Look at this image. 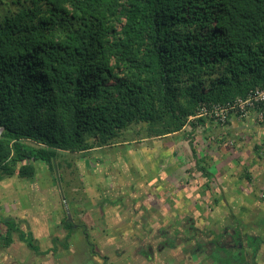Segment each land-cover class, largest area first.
<instances>
[{
    "label": "trees",
    "instance_id": "obj_1",
    "mask_svg": "<svg viewBox=\"0 0 264 264\" xmlns=\"http://www.w3.org/2000/svg\"><path fill=\"white\" fill-rule=\"evenodd\" d=\"M12 5L18 11L0 9V183L32 181L37 163L53 170L64 152L130 142L132 134L179 133L203 103L227 104L264 87V0ZM197 165L207 172L201 160ZM0 224L4 248L16 234L37 256L67 251L78 231L67 217L66 235L43 251L24 220L0 217ZM235 229L232 256L218 261L256 264L261 237H247L249 259L241 227Z\"/></svg>",
    "mask_w": 264,
    "mask_h": 264
},
{
    "label": "rangeland",
    "instance_id": "obj_2",
    "mask_svg": "<svg viewBox=\"0 0 264 264\" xmlns=\"http://www.w3.org/2000/svg\"><path fill=\"white\" fill-rule=\"evenodd\" d=\"M12 1L0 0V9L18 11ZM142 137L64 152L53 170L37 163L32 181L1 182L0 217L48 213L61 221L53 234H39L43 250L46 238L66 235L57 231L68 217L64 200L78 231L67 251L43 256L14 234L9 247L0 244V264H222L218 260L232 256L229 244L237 240L234 223L264 242V119L251 113L224 126L194 120L175 138ZM171 183L181 187L177 202L167 194ZM90 213H97V229L85 222ZM259 253L255 262L264 264V246ZM246 254L251 258L252 250Z\"/></svg>",
    "mask_w": 264,
    "mask_h": 264
},
{
    "label": "built area",
    "instance_id": "obj_3",
    "mask_svg": "<svg viewBox=\"0 0 264 264\" xmlns=\"http://www.w3.org/2000/svg\"><path fill=\"white\" fill-rule=\"evenodd\" d=\"M251 113L264 119V87L251 90L247 97H240L227 104H203L201 105L196 116L191 117L190 121L196 119H209L215 126L226 125L231 117L246 118ZM4 128L0 125V138Z\"/></svg>",
    "mask_w": 264,
    "mask_h": 264
},
{
    "label": "crops",
    "instance_id": "obj_4",
    "mask_svg": "<svg viewBox=\"0 0 264 264\" xmlns=\"http://www.w3.org/2000/svg\"><path fill=\"white\" fill-rule=\"evenodd\" d=\"M255 114V113H254ZM256 115V114H255ZM205 119V118H204ZM231 119H235V118H233V117H231ZM205 121H206V125L207 126H210V124H212L213 122L212 121H210L209 119H205ZM214 124V123H213ZM215 126V125H214ZM179 133H176V134H173V135H171V136H168V137H166V138H175V136H177ZM37 169V168H36ZM6 181V180H5ZM5 181H3L4 183H5ZM17 183V184H16ZM15 183V186H19L20 184H19V182H16ZM34 184V183H33ZM167 186H169V188L170 189H172V191H171V193H169V192H167V194H172L171 195V198H172V202H177V201H174V199H176V200H178L179 199V195H177L176 193H180L181 191H180V184L179 185H175V183H171L170 185H165V187H167ZM156 187H158L157 185H156ZM175 187H179V190H174L173 191V189L175 188ZM23 196V195H22ZM21 196V197H22ZM20 197V196H19ZM126 198H128V197H126ZM125 198V199H126ZM130 199V198H129ZM108 200H110V199H103V203H106ZM99 204V203H98ZM102 204V203H101ZM108 210V209H107ZM97 213H90L89 215L92 217V216H94V215H96ZM48 216H51V217H48ZM56 216V215H55ZM87 216L88 215H86V217H84L85 218V222H86V224H88V226H91V225H93L94 226V228H96L97 229V226H98V220H99V218L97 217L96 219H94L93 217H92V219L90 218H87ZM13 217L14 218H16L17 219V217L16 216H14L13 215ZM25 218V217H24ZM28 219H30V218H28ZM28 219H23L27 224H29V226H30V228H31V230H32V232H33V234H34V236H35V238L38 240V241H40V236H39V234L41 235V234H43V235H47V236H49V235H51V234H53L55 231H56V228H55V226H56V224L58 223V222H61V221H59V219H56L55 220V218H54V215H49L48 213H46V214H43V216L42 217H40V218H31L30 220H28ZM17 220H19V219H17ZM22 220V219H21ZM94 220L97 222V223H95L94 222ZM31 222V223H30ZM33 222H34V224H33ZM31 225H34L33 226V228L31 227ZM234 226H235V228H237V227H241L238 223L236 224V223H234L233 224ZM57 227V226H56ZM110 227V226H109ZM109 227H107V228H109ZM61 229H63V227H58L57 228V231H59V230H61ZM236 230V229H235ZM241 233H242V231H241ZM92 234V233H91ZM243 234V233H242ZM249 235H255V234H243V236L245 237V240H243V243H244V245L246 246V252H248V249H251V248H249L248 247V240H247V237H249ZM257 236H259V235H257ZM261 237V236H260ZM46 241H47V245H49V247L50 246H52V244H51V239H47L46 238ZM264 242L261 244L262 246L261 247H263L264 245ZM49 247L47 246V249L46 250H48L49 249ZM42 248V247H41ZM43 250V249H42ZM46 250H43V251H46ZM252 250V249H251ZM260 250H261V248H260ZM253 251V250H252ZM260 252V251H259ZM52 254V253H51ZM258 254H260V253H258ZM41 256H43V255H41ZM248 256V255H247ZM249 258V257H248ZM250 259V258H249ZM256 263V262H255Z\"/></svg>",
    "mask_w": 264,
    "mask_h": 264
},
{
    "label": "water",
    "instance_id": "obj_5",
    "mask_svg": "<svg viewBox=\"0 0 264 264\" xmlns=\"http://www.w3.org/2000/svg\"><path fill=\"white\" fill-rule=\"evenodd\" d=\"M64 203H65V207H66L67 212H68V218H69V220H71V216H70V212H69V208L67 206L66 200H64Z\"/></svg>",
    "mask_w": 264,
    "mask_h": 264
},
{
    "label": "clouds",
    "instance_id": "obj_6",
    "mask_svg": "<svg viewBox=\"0 0 264 264\" xmlns=\"http://www.w3.org/2000/svg\"><path fill=\"white\" fill-rule=\"evenodd\" d=\"M3 127V126H2ZM4 128V127H3Z\"/></svg>",
    "mask_w": 264,
    "mask_h": 264
}]
</instances>
